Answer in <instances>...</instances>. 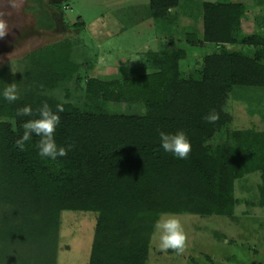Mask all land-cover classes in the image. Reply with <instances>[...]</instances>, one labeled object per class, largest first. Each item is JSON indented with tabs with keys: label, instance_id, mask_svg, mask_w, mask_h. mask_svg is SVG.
<instances>
[{
	"label": "trees",
	"instance_id": "obj_1",
	"mask_svg": "<svg viewBox=\"0 0 264 264\" xmlns=\"http://www.w3.org/2000/svg\"><path fill=\"white\" fill-rule=\"evenodd\" d=\"M178 1L147 0L154 21ZM30 2L37 28L51 29L42 0ZM242 14L241 3L204 1L200 36L187 32L185 41L233 43ZM239 42L252 53L220 46L203 55L197 78L182 76V48L149 52L150 70L130 77L85 78L88 99L135 104L141 112L80 110L46 93L77 78L69 39L30 51L13 73L0 67V93L15 82L20 94L12 103L0 94V264H54L62 210L94 213L86 264H144L160 213L231 217L239 203L264 207V130L230 127L228 108L234 102L245 114L263 116L264 35L250 33ZM45 102L54 112L57 104L64 108L54 139L68 151L56 160L38 154L35 134L23 151L15 144L23 123L38 118ZM26 105L33 116H17ZM213 109L219 119L209 123L204 117ZM160 131L185 132L188 158L165 152ZM255 176V194L236 196L235 185L247 186Z\"/></svg>",
	"mask_w": 264,
	"mask_h": 264
},
{
	"label": "rangeland",
	"instance_id": "obj_2",
	"mask_svg": "<svg viewBox=\"0 0 264 264\" xmlns=\"http://www.w3.org/2000/svg\"><path fill=\"white\" fill-rule=\"evenodd\" d=\"M204 1L243 5L235 42L190 45L185 41L187 32L200 36ZM42 4L53 20L49 30L37 28L35 6L30 0L11 3L0 0V19L8 25L7 34L0 37V67L13 73L24 65L25 55L30 51L69 39L71 57L78 68L77 78L73 76L46 93L80 110L142 111L135 104L88 99L83 90L87 77L102 80L130 77L150 70L149 52L172 53L182 48L185 56L177 60L182 76L197 78L204 54L222 46L249 55L252 47L241 44L240 39L250 33L264 35V0H179L175 13H167L157 22L150 14L147 0H42ZM228 108L232 113L230 127L264 130V111L263 116L245 114L243 106L234 102L228 103ZM253 178L247 181L250 186L237 183L235 195L245 199L251 193L254 195L250 187L257 177ZM161 214L164 213L158 214L157 219ZM173 214L179 217L187 234L186 251L180 255L172 250L162 252L153 226L144 264H264V207L239 203L231 217ZM93 226L94 213L60 211L54 264H86Z\"/></svg>",
	"mask_w": 264,
	"mask_h": 264
},
{
	"label": "clouds",
	"instance_id": "obj_3",
	"mask_svg": "<svg viewBox=\"0 0 264 264\" xmlns=\"http://www.w3.org/2000/svg\"><path fill=\"white\" fill-rule=\"evenodd\" d=\"M11 3V0H10ZM16 7V4H11ZM176 9L168 7L167 12L174 14ZM2 15V14H0ZM8 32V25L4 19H0V37H4ZM3 98L12 103L20 98L17 83L13 82L7 84L2 90ZM62 104H57L56 111L45 102L39 109H37L38 118L29 119L22 125L23 135L17 139L16 146L23 151L25 142L32 138V135L39 137L37 142L38 154L41 157L56 160L57 157H64L67 155L65 147H58L54 139V133L57 125L60 122L58 113L63 112ZM17 116H33V110L30 105L17 109ZM204 119L209 123H215L219 119V114L213 109ZM161 147L165 152L172 153L176 158L187 159L191 152V143L183 131L175 133L159 132ZM155 235L158 238V246L162 252L172 250L177 255L183 254L187 248V234L184 226L176 214L164 213L154 223Z\"/></svg>",
	"mask_w": 264,
	"mask_h": 264
}]
</instances>
